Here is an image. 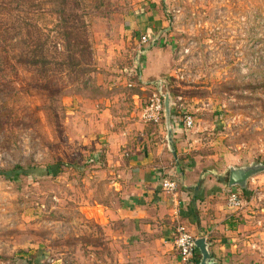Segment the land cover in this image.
I'll use <instances>...</instances> for the list:
<instances>
[{"label":"rangeland","instance_id":"1","mask_svg":"<svg viewBox=\"0 0 264 264\" xmlns=\"http://www.w3.org/2000/svg\"><path fill=\"white\" fill-rule=\"evenodd\" d=\"M57 1L0 0V171H27L0 174V264L157 263L155 238L131 236L147 231L116 212L130 158L148 130L168 144V120L177 137L165 146L194 184L221 202L231 190L264 192V172L246 189L229 187L231 167L264 164V0H68L93 56L75 69ZM144 34L151 41L137 63ZM37 35L48 38V73L28 64ZM161 80L171 112L147 123L141 111ZM182 171L169 179L178 184ZM254 240L243 258L264 264L255 253L264 238Z\"/></svg>","mask_w":264,"mask_h":264},{"label":"crops","instance_id":"2","mask_svg":"<svg viewBox=\"0 0 264 264\" xmlns=\"http://www.w3.org/2000/svg\"><path fill=\"white\" fill-rule=\"evenodd\" d=\"M166 124L168 144L156 141L148 130L146 144L130 158V168L126 173L131 177L123 190L122 204L117 209L116 217L140 223L147 233H132L131 236L135 235L133 237L136 239L155 238V245L159 244L164 250V255L155 264H181L179 253L176 260H171L175 255L170 256L171 250L176 249L174 232L178 222L189 224L194 233L197 232V237L207 238L213 255L210 264H253L252 261L246 262L243 255L254 239L264 238L263 216L255 214L258 209L264 211V203L234 213L226 202L218 201L213 193H209L214 191L209 186L204 188L199 183L194 184L192 172L184 167L175 150L169 151L165 146L171 149L177 137V129L171 125V121H166ZM182 168L183 173L177 174L179 183L176 194L164 191L162 180L170 178ZM179 174L182 175L179 177ZM256 245L260 251L256 250L255 253L264 255L263 242L259 244L257 241ZM197 260L201 258L197 256Z\"/></svg>","mask_w":264,"mask_h":264},{"label":"built area","instance_id":"3","mask_svg":"<svg viewBox=\"0 0 264 264\" xmlns=\"http://www.w3.org/2000/svg\"><path fill=\"white\" fill-rule=\"evenodd\" d=\"M149 35L141 36L138 46V56L136 62L139 63L141 55L144 54L145 46L150 43ZM170 92L167 88L165 80H161L159 85L150 94L147 104L142 108L141 117L147 123L157 124L171 112V102L166 105L169 100ZM184 126L191 128L194 126V118L192 114L185 113L183 116ZM162 189L167 193L176 194L178 185L174 180L164 178L162 180ZM264 203L263 190L244 191L231 190L226 198V206L233 210L234 213L243 212L252 208L256 204ZM197 235L194 231L183 222H178L174 232V246L180 254L181 264H197L198 248L196 246Z\"/></svg>","mask_w":264,"mask_h":264},{"label":"trees","instance_id":"4","mask_svg":"<svg viewBox=\"0 0 264 264\" xmlns=\"http://www.w3.org/2000/svg\"><path fill=\"white\" fill-rule=\"evenodd\" d=\"M67 6L68 0L57 1L56 14L60 16V25L62 26V38L65 40V48L67 47L68 53V59H66V61L68 62V65L74 69L83 67L84 65L88 67L92 63L93 56L89 40L82 38L83 34L87 35L86 24L84 21H80L82 20V17L77 14L76 10H74V12L70 11ZM34 13L36 14V12H33V15ZM20 16H22V14H20ZM21 21L24 22L27 26L30 24L34 25L33 18L29 15H25V17H23ZM81 29L82 31H80ZM42 40L46 41L48 40V38L41 39L40 35H37L36 37L34 36V41H38V43H36L37 48L34 50V56L32 60L28 62V64L38 66L41 71L48 73V71L51 70L48 65L52 62L46 58L43 52V49H45L44 45L46 44V42H42ZM86 71H88V69H82V72ZM25 169L26 168L21 164H17L10 170L0 171V174L4 175L5 177L11 180H17L19 179L21 174L27 173ZM244 192L248 193L247 190H245ZM207 242L209 244L208 240ZM198 256L200 258L202 257L199 250ZM211 256L213 257L212 254ZM199 262L200 260H197V264Z\"/></svg>","mask_w":264,"mask_h":264},{"label":"water","instance_id":"5","mask_svg":"<svg viewBox=\"0 0 264 264\" xmlns=\"http://www.w3.org/2000/svg\"><path fill=\"white\" fill-rule=\"evenodd\" d=\"M169 100L166 105L168 106ZM264 172V164H250L247 166L231 167L229 176L230 187H240L246 189L249 178L254 175ZM196 246L200 251L202 257L198 264H210L213 257L209 249V244L206 237H199L196 240Z\"/></svg>","mask_w":264,"mask_h":264}]
</instances>
